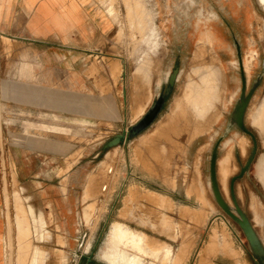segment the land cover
<instances>
[{
  "label": "rangeland",
  "instance_id": "1",
  "mask_svg": "<svg viewBox=\"0 0 264 264\" xmlns=\"http://www.w3.org/2000/svg\"><path fill=\"white\" fill-rule=\"evenodd\" d=\"M82 1L106 31L95 46L92 35L73 33L69 62L77 71L70 77L58 76L54 49L0 36V264H84L89 255L95 264H259L215 200L210 158L218 144L217 181L233 207L231 179L254 146L248 133L229 126L242 88L239 50L246 92L261 82L246 113L257 153L234 195L264 243V0H141L152 23L140 28V0ZM154 19L158 46L145 36ZM198 25L212 37L203 47ZM213 53L225 83L211 89L215 117L193 129L177 117L178 105ZM151 58L146 81L136 69ZM175 67L156 121L109 145L144 115ZM169 120L176 128L158 136ZM29 138L65 147H32ZM149 145L159 150L152 162ZM123 230L134 243L117 240Z\"/></svg>",
  "mask_w": 264,
  "mask_h": 264
},
{
  "label": "crops",
  "instance_id": "2",
  "mask_svg": "<svg viewBox=\"0 0 264 264\" xmlns=\"http://www.w3.org/2000/svg\"><path fill=\"white\" fill-rule=\"evenodd\" d=\"M85 6L82 0H0V36L31 48L46 46L54 49L58 76L70 77L77 71L76 64L71 67L69 62L72 60L73 33L77 31L84 37L92 35L95 40L91 45L95 46L96 37L106 31L105 21ZM91 23L94 24L90 26ZM66 89L71 88L67 86ZM49 128L57 129L56 126ZM28 141L32 147L41 146L47 150L65 147L38 138Z\"/></svg>",
  "mask_w": 264,
  "mask_h": 264
},
{
  "label": "water",
  "instance_id": "3",
  "mask_svg": "<svg viewBox=\"0 0 264 264\" xmlns=\"http://www.w3.org/2000/svg\"><path fill=\"white\" fill-rule=\"evenodd\" d=\"M240 59V67L242 69L241 58ZM178 68H175L169 75L167 80V87L160 93V95L154 99L153 103L147 109V111L142 115V117L131 124L128 128L124 129V131L114 137L109 145L118 144L123 139H130L136 137L146 131L159 117L162 112L163 106L165 104V97H168L175 85V82L178 77ZM261 79L259 78L251 87V89L246 92V84L243 79L241 94L239 100L235 103L234 109L230 115L229 126L236 127L245 133H248L253 141L254 146L252 148L251 154L245 164L242 167L239 175L233 177L231 179V193L233 200V207L226 201L222 192L220 190L218 181H217V172L216 165L218 160V144L215 145L213 152L210 158V183L211 189L214 194L215 200L218 205L240 226L242 229L251 249L252 254L258 260L259 264H264V243L262 242L258 232L256 231L251 219L248 214L242 209L240 204L238 203L236 196L234 195V182L241 178L245 173L248 172L252 162L254 161L257 153V143L256 137L254 133L247 127L246 125V113L250 103V100L260 84Z\"/></svg>",
  "mask_w": 264,
  "mask_h": 264
},
{
  "label": "bare ground",
  "instance_id": "4",
  "mask_svg": "<svg viewBox=\"0 0 264 264\" xmlns=\"http://www.w3.org/2000/svg\"><path fill=\"white\" fill-rule=\"evenodd\" d=\"M133 2V1H132ZM149 2V1H148ZM126 3V2H125ZM143 3H144V1H143ZM128 5V4H127ZM131 5V4H130ZM135 5L136 6H138V11H139V9H141L140 11H142L141 13H139L138 15H136V18H135V23H136V25H139V26H136L137 28L139 27H141L142 25L144 26V25H147V23L148 22H151L150 21V15L152 14V10L151 11H148V9H146L145 8V5L144 4H142V1L140 0V2L138 1L137 3H135ZM135 5H131V6H135ZM133 7H131V9H132ZM109 9L110 8H108V6L106 7V10H108L109 11ZM152 9V8H151ZM132 10H134V9H132ZM136 13H138L137 11H135ZM149 12V13H148ZM130 13V12H129ZM147 15H146V14ZM131 14V13H130ZM129 16H131V15H129ZM148 18V19H147ZM150 18V19H149ZM132 19V18H131ZM133 24H134V22H132ZM152 23V22H151ZM150 26V28H148L147 26H146V28H145V30L147 29V32L145 33V36H146V38L148 37H150L149 39H150V41L152 40L154 43H155V45L156 46H158V44H159V39L160 38H158V34L160 33V30L158 29V25H157V22H156V19H154L153 20V24L152 25H149ZM197 33L200 35V38H201V43L200 44H205L208 40H210V38H212V37H210L209 36V34L205 31V29H201L200 28V25H198V28H197ZM143 37V36H142ZM145 40V39H144ZM146 41H144V43H145ZM199 43H197V45H198ZM203 44H202V47H203ZM201 46V45H200ZM200 46H198V47H200ZM201 47V48H202ZM200 48V49H201ZM140 56V55H139ZM211 56H212V58H208V59H211V60H209L208 62H210L211 61V63H210V66H209V68L208 69H206L203 73H200V74H198V76L196 75L195 76V74L194 73H192L193 74V76H195V77H192V79H191V77H190V81H189V83H187L188 85H187V91H186V94H185V96H184V99H183V101L182 102H179V105H178V110H179V115H177V117H180L181 118V120L180 121H187V122H185V123H188L189 125H191V124H193L195 127H193V129L195 128H198V126H199V128H201L200 126H201V124L203 125V124H205V122L206 121H203L202 119H208V118H210V117H212V116H210L211 114H212V111H215L216 112V110L218 109H211V108H213V107H211V106H214V105H212L210 102H212V101H210V99H212L213 97L215 98V95H217L218 93H216V94H214L213 93V91H211V89H216L217 87H219V89L223 86V84L225 83V78H223V76L221 75V73H220V71L218 70L219 68H218V64L216 63V57H215V55H214V53L213 54H211ZM142 57V56H141ZM141 57H139L140 59H141ZM140 63H141V61H140ZM154 64V65H152V66H150L151 64ZM155 64H156V62H155V58H151V59H148V60H146L144 63H142L140 66H138V68L136 69L137 70V72H138V74L139 75H143V77H144V80H148L147 78H148V75L150 74V71H149V68H151V69H153V66L155 67ZM138 65V64H137ZM199 73V72H198ZM191 74V75H192ZM144 82V81H143ZM210 92H212V93H210ZM217 92V91H216ZM183 96V95H182ZM219 96H221L220 94H219ZM212 97V98H211ZM217 97H218V95H217ZM182 98V97H181ZM180 98V99H181ZM216 99V98H215ZM217 100V99H216ZM214 101V102H217V101ZM181 101V100H180ZM180 103H182V104H180ZM209 104H211V105H209ZM216 106H217V104H218V102H217V104L216 103H214ZM219 106V105H218ZM214 112V113H215ZM145 113V112H144ZM213 113V114H214ZM214 115H216V114H214ZM141 117V116H140ZM176 116H174V118H175ZM213 117H215V116H213ZM212 117V118H213ZM172 118V117H171ZM173 118V119H174ZM179 118H176V119H174V122H175V120H178ZM185 119V120H184ZM215 119V118H214ZM211 120V118L209 119V121L208 122H211L210 121ZM172 119H171V123H172ZM201 121H203V122H201ZM173 122V123H174ZM168 123H170V120L168 121ZM170 123V124H171ZM181 123V122H180ZM184 123V122H183ZM201 123V124H200ZM176 123H174L173 125L171 124V125H169V124H166V127H167V129L166 130H162L163 132H161L160 134H158V136H161L162 134H164V135H166V134H170V132H171V130H173V129H175L176 127H174V125H175ZM200 124V125H199ZM177 125V124H176ZM180 125H178L177 126V128L179 127ZM188 126V125H187ZM203 127V126H202ZM189 128V127H188ZM191 128H192V126H191ZM157 137V136H156ZM158 139V138H157ZM157 139H156V141H157ZM165 139V138H164ZM168 140V139H167ZM169 142H172L170 139L168 140ZM158 142H159V140H158ZM157 142V143H158ZM167 142V141H166ZM164 143V142H163ZM151 144H154V143H152L151 142ZM150 144V145H151ZM159 144H162V142L160 143L159 142ZM168 144H170V143H168ZM149 145V147H147V152H146V156L148 157V160L150 161V162H152V161H155L156 160V158H153L155 155H156V157L158 158V156H157V152H159V150L157 149V145H155V146H153V147H151ZM151 148V149H150ZM166 149V148H165ZM162 152V151H161ZM163 153V152H162ZM159 154V153H158ZM162 157H163V154H162ZM155 159V160H154ZM130 233H132V232H129L128 233V231L127 230H123V233H120V234H117V240H119L120 242H122V243H125V244H129V242L128 241H131V243H134V241L133 240H131L130 238L132 237V235L130 234ZM24 236V235H23ZM128 237H130V238H128ZM124 238H125V240H124ZM129 239V240H128ZM3 240V239H2ZM26 242H28V241H26ZM28 245V244H27ZM30 245V244H29ZM25 248V247H24ZM40 248V247H39ZM27 250V249H26ZM25 250V251H26ZM22 252H24L23 250H21ZM21 252V253H22ZM41 252H43V251H40V252H37L38 253V255H39V253H41ZM120 253H121V255H124L125 253H124V250H120ZM25 255H26V253H25ZM28 255V254H27ZM35 255H37V254H35ZM22 260H24V258L22 259ZM34 262H36V259H34L33 260ZM26 262V261H25Z\"/></svg>",
  "mask_w": 264,
  "mask_h": 264
},
{
  "label": "flooded vegetation",
  "instance_id": "5",
  "mask_svg": "<svg viewBox=\"0 0 264 264\" xmlns=\"http://www.w3.org/2000/svg\"><path fill=\"white\" fill-rule=\"evenodd\" d=\"M238 57H240L241 58V56H240V54H239V50H238ZM239 63H240V59H239ZM241 64H242V58H241ZM175 68H177V67H175ZM174 68V69H175ZM173 69V70H174ZM240 69H241V67H240ZM241 71H242V84H243V79H244V81H245V84H246V80H245V78H243L244 77V65L242 64V69H241ZM170 75V74H169ZM169 75H168V77H169ZM167 80H168V78H167ZM167 85H168V83L166 84V86L164 87V88H166L167 87ZM242 89V88H241ZM164 90V89H163ZM248 92V91H247ZM160 95V94H159ZM168 97H165V101H166V99H167ZM104 262V261H103ZM77 264H82V263H77ZM84 264H95L94 263V256L93 255H89V256H87L86 257V261L84 262ZM107 264V263H106Z\"/></svg>",
  "mask_w": 264,
  "mask_h": 264
}]
</instances>
